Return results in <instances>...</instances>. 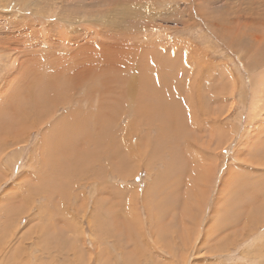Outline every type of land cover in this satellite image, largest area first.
<instances>
[{"label": "rangeland", "instance_id": "rangeland-1", "mask_svg": "<svg viewBox=\"0 0 264 264\" xmlns=\"http://www.w3.org/2000/svg\"><path fill=\"white\" fill-rule=\"evenodd\" d=\"M0 120V264H264V0H0Z\"/></svg>", "mask_w": 264, "mask_h": 264}, {"label": "bare ground", "instance_id": "bare-ground-1", "mask_svg": "<svg viewBox=\"0 0 264 264\" xmlns=\"http://www.w3.org/2000/svg\"><path fill=\"white\" fill-rule=\"evenodd\" d=\"M116 30V29H115ZM118 30V29H117ZM102 42V41H101ZM125 43V42H124ZM94 45H96V44H94ZM120 46H122L121 44H120ZM123 46H126V48H124L125 50L124 51H126V50H129V48L131 47V44L130 43H127V45H123ZM132 48V47H131ZM133 49V48H132ZM142 50V49H141ZM122 51V50H121ZM123 51V52H124ZM121 56L123 57V54H121ZM153 56V55H152ZM75 57L76 58H78V55H75ZM121 57V58H122ZM146 57V56H145ZM71 58H73V54H72V56H71ZM96 58V57H95ZM91 60H92V58H91ZM110 61V62H112L110 59H109V57L108 56H106L105 57V61ZM137 60V59H136ZM62 61V60H61ZM139 61V60H138ZM141 61V60H140ZM148 61H149V59H148ZM147 61V62H148ZM160 61H161V59H160ZM135 62V61H134ZM142 62V61H141ZM146 62V63H147ZM163 62V61H162ZM98 63V62H97ZM113 63V62H112ZM121 63H122V65H123V68H129V70H128V72H127V74H128V78L131 80V82L129 83V85H128V88H129V90L126 88V91H128V93L130 92L131 94H133V91L135 92V88H136V83H138L137 82V80H136V78H135V75H136V73L138 72L136 69H138V68H136V67H139V66H136V65H140L139 64V62L137 63V64H134L136 67L134 68V66H133V62H132V69L130 70V67L131 66H129V67H127L128 66V64L130 63L131 64V62H123L122 60H121ZM142 63H145L144 61L142 62ZM149 63V62H148ZM147 63V64H148ZM62 64H63V62H62ZM129 64V65H130ZM83 65V64H82ZM86 65V64H85ZM114 65V64H113ZM143 65V64H142ZM41 66H42V64H41ZM65 66V65H64ZM80 66V65H79ZM44 67H46V69L47 68H49V65H44L43 66V68L41 69V68H35L34 70H32V75H33V77L34 78H37V79H43V80H45V81H51V80H53L52 79V77H50V75L49 74H47V73H45V68ZM147 67V69H145L144 68V66H143V68H142V70L144 69V71H145V74H143V75H145V77H146V79H147V83L149 82V80L150 81H152L151 83L153 84L154 82H153V80H155V78H153V77H151V74L149 75V73H148V65L146 66ZM61 68H63V67H61ZM61 68L59 69V70H61ZM70 68H72L71 66H70ZM125 68V69H126ZM134 68V69H133ZM64 69V68H63ZM158 69H160L159 67H158ZM82 70H83V68H82ZM89 70V69H88ZM47 71H49L48 69H47ZM95 71L96 70H90V73H88L87 75H91L93 78L94 77H96V75L94 74L95 73ZM153 72V71H152ZM72 73V72H71ZM60 75H65V77H67L68 78V80L69 81H71V83L73 82V79H75V77H76V75H73V74H68V73H65V70H64V72L62 71L61 73H59ZM79 74V73H78ZM82 74V73H81ZM99 74V73H98ZM127 74H126V76H127ZM147 74V75H146ZM25 75V74H24ZM59 75V76H60ZM155 75H156V77H157V81L160 79V75L158 74V73H155ZM142 77V76H141ZM139 78V77H138ZM150 78V79H149ZM143 79V78H142ZM83 80H85V79H83ZM78 81V80H77ZM139 81V80H138ZM42 83V82H41ZM98 84H100V79H98V78H95L94 79V83L92 84L93 85V87L94 86H97ZM149 84H150V82H149ZM26 85V84H25ZM102 85V84H101ZM167 85V84H166ZM69 86V85H68ZM138 86V85H137ZM168 86V85H167ZM151 87V86H150ZM153 87V86H152ZM34 88L35 87H33V84H29L28 85V87H27V89H28V94L29 95H33L34 93H33V90H34ZM40 88V87H39ZM38 88V89H39ZM95 88H93L92 90H94ZM154 89V88H153ZM171 89V88H170ZM91 90V91H92ZM102 90V89H101ZM108 90V89H107ZM170 91V90H169ZM171 93V92H170ZM85 95V94H84ZM97 96H95V98H96ZM163 97H166V95H163ZM169 99H171V100H167L166 102H168V104H169V102H172L173 101V98H171V96H169L168 97ZM162 99V98H161ZM165 99H167V97L165 98ZM188 102V101H187ZM167 104V105H168ZM166 105V106H167ZM140 106V105H139ZM172 106V105H171ZM12 109V108H11ZM194 107H193V105H191V104H189V106L185 109V111H183L184 113L183 114H188L189 112H190V114H191V112L192 111H194ZM176 110H179V106H174V107H170V109L169 108H167V107H164V112L166 113V115L170 118V120H172V121H174L175 122V119L176 120H178L177 119V116H172V112H175ZM196 111V110H195ZM195 111L191 114V116H192V118H194V120H195V117H196V114H195ZM69 112H70V110H69ZM179 113H181V112H179ZM150 114V113H149ZM169 114V115H168ZM12 115H14V114H12ZM19 116V115H18ZM24 116V115H23ZM33 116V115H32ZM179 116H180V114H179ZM13 117H15V116H13ZM181 117V116H180ZM28 118V117H27ZM16 119V118H15ZM18 120V119H17ZM63 120V119H62ZM3 122V124L4 125H2V126H5V124L7 125L9 122H7V123H4V121L3 120H0V122ZM28 121H30V119L28 120ZM59 121H60V119H58L55 123H54V125H53V128H51V130L52 131H54L55 132V134L57 133V132H59V136L57 137V139H54V140H56V142H58L59 141V138H62V139H65V136L63 135L64 134V132H62V131H59V129H57L58 127H59ZM196 121V120H195ZM2 122H1V124H2ZM19 123H20V121H18ZM21 122H22V120H21ZM31 122V121H30ZM15 123H16V121H15ZM0 124V125H1ZM19 125V124H18ZM20 125H23V123L21 124L20 123ZM1 126V127H2ZM10 126V125H9ZM5 127H7V126H5ZM12 127H13V125H12ZM10 128V127H9ZM8 129V128H7ZM11 129V128H10ZM13 129V131H14V128H12ZM2 130H4V127L2 128ZM5 130H6V128H5ZM4 130V131H5ZM9 131V130H8ZM7 130L5 131V132H8ZM10 131H12V130H10ZM50 132L51 131H49V132H44V134H43V136H42V146L44 145L45 146V144H44V142H43V140L45 139L46 140V142H47V140H48V138H50L49 137V135L50 136H52L51 134H50ZM4 132H2V134H3ZM0 135H1V133H0ZM82 138V137H81ZM51 140L53 139V138H50ZM58 140V141H57ZM70 140H71V137H70ZM147 140H149V138L147 139ZM55 142V145L53 146V147H51L50 148V151L52 152H54L56 155H57V157H59V156H66V152L64 151V152H62V153H60V152H58L59 150H66L60 143L58 144V143H56ZM54 143V142H53ZM39 144V143H38ZM51 144V143H50ZM52 145V144H51ZM50 145V146H51ZM146 145V144H145ZM148 146H149V144H148ZM67 147V146H66ZM139 147V146H138ZM121 148V147H120ZM126 148V147H125ZM127 148H128V150L129 151H131L132 152V149H134L133 148V146L132 147H129V146H127ZM144 148V147H143ZM67 149H69V148H67ZM187 149V148H186ZM123 150H125V149H122V151ZM139 150V149H138ZM144 150V149H143ZM37 151V150H36ZM136 154V153H135ZM134 155V154H133ZM138 155V154H137ZM264 157V156H263ZM47 159H43V161H46ZM58 162V161H57ZM59 163V162H58ZM61 164V163H60ZM63 164V163H62ZM64 168V167H63ZM47 170V169H46ZM231 170L232 169H230L229 171H228V173H227V175H228V177L230 176V174H231ZM27 172V171H26ZM48 174V173H47ZM46 174V175H47ZM49 175V174H48ZM49 177H50V175H49ZM48 177V178H49ZM46 180H48V179H46ZM123 181V180H122ZM243 181V180H242ZM43 183H45V182H43ZM264 183V182H263ZM226 184V183H225ZM50 185V184H49ZM236 185V184H235ZM226 186V185H225ZM225 186L223 187L222 186V189H221V193L219 194V203L220 202H224L223 201V199H227V198H229L231 195V193H230V189H227V187L225 188ZM237 186V185H236ZM253 187H254V185H253ZM237 188V187H236ZM251 188H252V186H251ZM44 189V188H43ZM55 189V188H54ZM173 191H175V188H173L172 189ZM48 191V190H47ZM247 191V190H246ZM245 191V192H246ZM170 192V191H169ZM250 193H252L253 191H249ZM259 193V192H258ZM225 194L227 195V197L226 198H224L225 197ZM260 194V193H259ZM252 195V194H251ZM168 196V195H167ZM235 196H237V198H234V200H235V202L234 203H238L239 202V198H241V196H239V195H235ZM256 196H258L257 194H256ZM261 196V195H260ZM262 196H264V195H262ZM259 197V196H258ZM253 199H254V197H252ZM164 200V199H163ZM226 201H228V200H226ZM160 202H161V199H160ZM243 202V201H242ZM241 202V199H240V203H242ZM144 203V202H143ZM225 204H226V202H224ZM223 203V204H224ZM248 203H250V202H248ZM263 203V202H262ZM250 206V205H249ZM222 207V206H221ZM225 207H227V205H225ZM229 207V206H228ZM247 207V206H246ZM148 208V207H147ZM161 209H162V207H161ZM239 209H241L240 207H239ZM247 210V209H246ZM258 210V209H257ZM224 211L226 212V213H228V210H226V209H224ZM223 212V211H222ZM242 212V211H241ZM248 212H249V209H248ZM250 212H251V210H250ZM225 213V214H226ZM243 215H245V214H243ZM240 216H242L241 214H240ZM239 216V217H240ZM160 217V216H159ZM224 217V216H223ZM247 217V216H246ZM225 219V218H224ZM226 221V220H225ZM223 223V222H222ZM221 223V224H222ZM224 225H226V223L224 222ZM115 235V234H114ZM221 236V235H220ZM159 240V239H158ZM234 240V239H233ZM261 240V239H260ZM158 243V242H157ZM257 246V245H256ZM258 263V262H257Z\"/></svg>", "mask_w": 264, "mask_h": 264}]
</instances>
